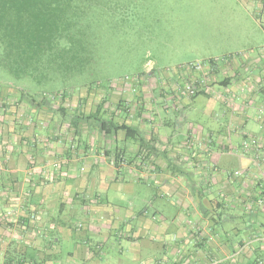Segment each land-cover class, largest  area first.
<instances>
[{"label": "crops", "instance_id": "crops-1", "mask_svg": "<svg viewBox=\"0 0 264 264\" xmlns=\"http://www.w3.org/2000/svg\"><path fill=\"white\" fill-rule=\"evenodd\" d=\"M250 1L232 0L263 42L214 63L209 92L188 97L178 88L185 73L153 70L118 84L114 95L103 92L98 118L128 125L130 136L106 126L94 138L62 135L45 113L49 102L36 100L25 112L21 89L0 90V264H264V161L256 166L254 154L239 149L249 135L264 141V28L248 12ZM256 3L264 11V0ZM237 27L218 29L225 37L216 44L249 38ZM96 106L75 117L87 120ZM78 160L91 172L76 183L70 169ZM123 170L133 178L119 179ZM111 185L137 199L97 196Z\"/></svg>", "mask_w": 264, "mask_h": 264}, {"label": "rangeland", "instance_id": "rangeland-1", "mask_svg": "<svg viewBox=\"0 0 264 264\" xmlns=\"http://www.w3.org/2000/svg\"><path fill=\"white\" fill-rule=\"evenodd\" d=\"M248 12L256 23L264 28V11L260 10L256 0L250 1ZM234 19H237L236 23ZM231 25H244L241 33L249 38L241 41L239 39L241 43L237 45H217L215 41L225 37L218 36L220 34H217V30H228ZM252 27L253 24L246 21V16L244 13L241 15L232 0H115L112 12L105 11L96 55L88 69L79 75L80 82L67 80L64 83L60 79L47 81L46 78L32 79L27 76L17 78L7 69L0 67V90L13 89L12 94L16 96L19 95L18 89H24L22 100L26 102L25 112L33 109L34 101L44 99L51 107L45 113L51 120L60 123L59 130L62 135L77 132L82 135L87 133L94 138L101 132L102 120L88 118L84 121L75 116H84L89 110L93 111L104 91L110 89V94L114 95L111 89L118 87V84L127 87L126 84L133 83L148 66H151L158 76L162 72L179 71L190 63L206 62L209 56L218 64L235 54H249L247 43L263 42L262 38L255 35L256 30ZM225 48H235L236 51L231 54L217 53ZM57 91L60 93L59 98L51 101L50 94ZM20 92L22 93V90ZM196 100L201 103L206 101V97L199 95ZM61 108L63 110H59ZM194 113L195 109L189 110L187 117L193 116ZM103 119L108 118L103 116ZM86 140L88 142V138ZM96 143L97 141L89 145L93 148ZM90 172L84 160L73 161L70 174L76 178V183ZM121 178L127 180L133 176L123 170L119 173V179ZM137 188L146 195L152 192L145 183H139ZM97 196L101 199L121 197L126 203L137 199L135 191L130 188L124 189L121 186L120 190L114 189L112 185ZM161 203L155 201L153 206L157 210L166 208L162 207ZM233 226L236 224L232 221L226 223L227 228Z\"/></svg>", "mask_w": 264, "mask_h": 264}, {"label": "trees", "instance_id": "trees-1", "mask_svg": "<svg viewBox=\"0 0 264 264\" xmlns=\"http://www.w3.org/2000/svg\"><path fill=\"white\" fill-rule=\"evenodd\" d=\"M114 5L115 0H0V67L17 78L80 82L96 55L105 11ZM50 95L52 101L60 93ZM99 108L85 118H98ZM99 120L101 130L135 134L124 123Z\"/></svg>", "mask_w": 264, "mask_h": 264}, {"label": "built area", "instance_id": "built-area-1", "mask_svg": "<svg viewBox=\"0 0 264 264\" xmlns=\"http://www.w3.org/2000/svg\"><path fill=\"white\" fill-rule=\"evenodd\" d=\"M245 54L237 55L228 57L224 59L225 61H228L229 59H235L237 56H244ZM214 63H216V60L209 59L206 62H197V63H190L185 65V67L180 68L179 71L185 73V80L181 82L180 86L178 87L180 92L185 94L188 97L196 96L202 92H209V87L206 83V77L207 74L211 71ZM151 66H148L146 68V72L151 71ZM195 72H200L203 74L201 77H196L193 74ZM260 83L264 84V76L261 78ZM264 147V141L256 136H246L242 139L239 145V149L241 151V154H254L253 160L256 161V166L259 165L260 161H264V158L260 156V152L262 148ZM258 168V167H257ZM240 170H234L231 175L233 177H240L241 176ZM264 186V185H263ZM220 196H223L220 194ZM259 205H263L264 201L262 199L258 200ZM32 218H35V215L31 216Z\"/></svg>", "mask_w": 264, "mask_h": 264}]
</instances>
